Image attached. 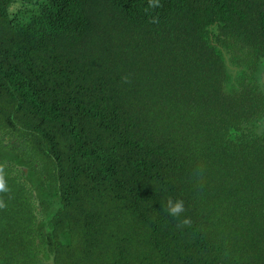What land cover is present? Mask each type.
<instances>
[{
    "label": "trees",
    "instance_id": "1",
    "mask_svg": "<svg viewBox=\"0 0 264 264\" xmlns=\"http://www.w3.org/2000/svg\"><path fill=\"white\" fill-rule=\"evenodd\" d=\"M260 73L264 0H0V264H264Z\"/></svg>",
    "mask_w": 264,
    "mask_h": 264
},
{
    "label": "clouds",
    "instance_id": "2",
    "mask_svg": "<svg viewBox=\"0 0 264 264\" xmlns=\"http://www.w3.org/2000/svg\"><path fill=\"white\" fill-rule=\"evenodd\" d=\"M149 5L150 6H156V0H149ZM4 190H5V181L3 178L2 166H0V191H4ZM166 210H167L169 215H171L173 217H179L180 214L186 210L184 201L181 199V200H177L175 203H173L171 198H169ZM189 223H190V220L187 217H185L181 221L182 226L188 225Z\"/></svg>",
    "mask_w": 264,
    "mask_h": 264
},
{
    "label": "water",
    "instance_id": "3",
    "mask_svg": "<svg viewBox=\"0 0 264 264\" xmlns=\"http://www.w3.org/2000/svg\"><path fill=\"white\" fill-rule=\"evenodd\" d=\"M260 82L262 86L264 87V74L263 73H260Z\"/></svg>",
    "mask_w": 264,
    "mask_h": 264
}]
</instances>
